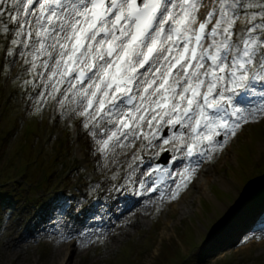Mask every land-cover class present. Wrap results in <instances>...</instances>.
<instances>
[{"label":"snow or ice","instance_id":"1","mask_svg":"<svg viewBox=\"0 0 264 264\" xmlns=\"http://www.w3.org/2000/svg\"><path fill=\"white\" fill-rule=\"evenodd\" d=\"M0 31L14 32L40 99L83 117L105 159L137 141L141 152H171L182 169L169 199L243 126L264 119V0H0ZM131 160L135 192L144 156ZM171 171L156 164L141 175Z\"/></svg>","mask_w":264,"mask_h":264},{"label":"rangeland","instance_id":"2","mask_svg":"<svg viewBox=\"0 0 264 264\" xmlns=\"http://www.w3.org/2000/svg\"><path fill=\"white\" fill-rule=\"evenodd\" d=\"M12 25L14 28L16 27L15 24ZM0 38H4L3 32H1ZM20 50V48L17 49L18 52ZM17 51L14 52V56L10 60L12 67L8 69L12 74L20 73L19 71L24 67V62L22 63L24 57H20ZM0 53L2 54L1 47ZM38 70L40 71V69ZM4 74V70L0 69V84ZM26 74L27 77L33 76L30 71ZM37 81L40 83L38 78ZM47 97L50 98V96ZM39 101L38 96L34 97L33 103ZM256 103L259 101L257 100ZM25 112L24 104L20 113L25 114ZM33 114L35 115L36 112ZM40 116L42 117L41 123L46 129L44 136L39 138L35 154H38L44 147L48 162H52L55 157H58L60 162L63 161L62 166L52 178L54 188L56 185H59V188L52 190V196H44L47 195V190L42 184L37 188L38 194L34 195L33 192H29L32 198L40 199L38 203L28 202L23 212L15 209L9 213L10 226L6 228L4 240L0 242V264H118L119 258L116 256L121 255V252L127 248L125 245L128 242L142 250L144 264H153L160 248L163 247L162 243L171 245L176 240L180 242L183 256H201L204 264L212 262L218 255H223L226 252L228 255L223 258L232 264H264V239L259 238L262 227L254 226L258 219L257 214L261 212L264 214L256 194L257 188L264 183V167L260 164L264 157V132H258L259 129L263 128L264 130V119L243 126L237 136L232 137L222 151L214 154L212 160H205L201 171L196 172L188 186L181 189L175 199L168 198L162 205L154 207L146 206L140 213L134 214L126 225H117L116 219L115 225L111 227L113 235L106 236L101 245H96L94 242L95 231L94 236H80L83 235L82 232L85 230L83 229L80 231V237L65 238L66 229L61 228L62 224L48 226L44 218L38 221L35 219L39 215L38 212L42 205L52 199H55L57 204L54 206L50 204V207H58V217L61 216L60 220H62L71 201L80 206L88 198L93 201L94 207L99 208L102 206V201L108 196L120 197L123 189L131 187L126 184L130 172L128 164L133 163L135 166L138 163L131 160L133 147L116 149L105 159L104 155L98 151L96 141L89 135L88 130L83 128L84 118L75 115V113H68L62 117L61 109L53 98H51L50 105H48V101L43 102L42 100ZM55 124L65 129L70 127L73 130L74 140L71 150L75 161H78V167L77 164H73L74 171L70 167V164L73 163L72 155L71 157L67 156L60 150L64 135L63 131ZM24 132L23 128L22 134ZM20 138L18 137L16 141L21 140ZM97 138H101L98 131ZM16 141L13 146L16 145ZM246 148L252 149V155L251 158L245 160L241 158V153ZM152 150L157 153V148L154 147L150 151ZM238 162L245 164V167H239ZM19 164L20 160L17 157V159L15 158V168ZM179 169H182L181 163L177 167V170ZM14 171L15 169L11 173ZM139 175L136 171L132 177V179L135 177L138 179V182L135 183L138 186ZM174 177V181L178 182L176 174ZM35 180L43 183V174H38ZM205 180H208L209 183L202 185L201 182ZM174 181L171 191L175 189ZM224 183L231 186H226ZM196 184L201 186L200 189H197V186L195 188ZM20 186L25 189L28 187L25 182L20 183ZM216 188L223 190L226 195L219 194V199H217L213 194L217 191ZM58 189L62 190L57 191ZM243 197V201H248L246 206V203L244 204L245 211L249 206L255 207L256 210L255 216L249 220L245 228L243 227V230L238 234L235 233L238 230L236 227V229L234 227L228 229V225L222 229H216V225L221 222L222 218H229L227 207L236 199ZM206 202L209 203L208 208H206ZM93 213L94 211L90 214ZM23 216L25 217L23 218ZM22 219H24L23 223H21ZM236 219L231 221L234 226L238 223ZM12 220L16 221L13 226L10 222ZM260 220H264V217ZM18 223L21 224L17 225ZM30 223H32L30 231L23 236L22 233ZM90 224L93 223H87V225ZM157 226L160 229L156 234L159 241L150 250L148 249V239L154 233V227L157 228ZM179 229L183 233L192 229L193 240L181 241ZM14 230H16L14 234H11ZM67 246L66 252L61 253L62 249ZM201 263L200 261L199 264Z\"/></svg>","mask_w":264,"mask_h":264},{"label":"bare ground","instance_id":"3","mask_svg":"<svg viewBox=\"0 0 264 264\" xmlns=\"http://www.w3.org/2000/svg\"><path fill=\"white\" fill-rule=\"evenodd\" d=\"M199 170L201 171L200 168L197 169V172H199ZM209 181L208 180H205L204 182H201L202 185L204 184H208ZM226 186H231L227 183H224ZM197 186V189H200V185H195V188ZM244 200V197L243 198H238L236 199L229 207H227V209L229 208V218L228 219H225V218H222L221 219V222H219L217 225H216V229H222L225 225H228V229L231 228V227H234V229H238L235 233L238 234L240 233L242 230H243V227L245 228V226L247 225V223L249 222L248 220L246 221H241L242 218H243V213H244V210H245V207L243 208L244 204L248 201H243ZM141 202H134L133 203V209L137 208L138 206H140ZM245 204V206H246ZM132 209V210H133ZM132 210H126L122 215H124L125 213H128ZM81 214H84V213H81ZM236 219V221H238L237 224H235V226L233 225L234 223L231 224V221L233 219ZM221 223V224H220ZM219 225V226H218ZM240 225V226H239ZM226 227V228H227ZM236 227V228H235ZM69 246V245H68ZM68 246L66 248H63L62 249V252L61 253H65L66 250L68 249Z\"/></svg>","mask_w":264,"mask_h":264},{"label":"trees","instance_id":"4","mask_svg":"<svg viewBox=\"0 0 264 264\" xmlns=\"http://www.w3.org/2000/svg\"><path fill=\"white\" fill-rule=\"evenodd\" d=\"M175 243L172 245H163V249L159 255V257L155 260L153 264H170L173 258L177 256L175 253V249L173 248ZM126 260L129 264H136L134 260H132L131 255H126Z\"/></svg>","mask_w":264,"mask_h":264}]
</instances>
